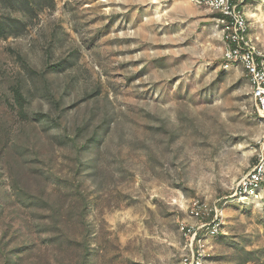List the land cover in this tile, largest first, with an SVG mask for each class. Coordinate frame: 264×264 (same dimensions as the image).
Masks as SVG:
<instances>
[{
	"label": "rangeland",
	"instance_id": "374dc122",
	"mask_svg": "<svg viewBox=\"0 0 264 264\" xmlns=\"http://www.w3.org/2000/svg\"><path fill=\"white\" fill-rule=\"evenodd\" d=\"M225 48L191 0H0V264H264V117Z\"/></svg>",
	"mask_w": 264,
	"mask_h": 264
},
{
	"label": "built area",
	"instance_id": "2783aa9c",
	"mask_svg": "<svg viewBox=\"0 0 264 264\" xmlns=\"http://www.w3.org/2000/svg\"><path fill=\"white\" fill-rule=\"evenodd\" d=\"M216 13V19L221 26L225 38V59L227 62L240 65L246 72L251 87L256 108L264 117V51L259 48L251 35V20L248 13L254 3H264V0H191ZM264 181V163L260 161L241 183V192L254 194ZM244 196V195H242ZM201 205L193 209L195 216H201ZM203 224L202 227H205ZM213 237L219 233V223L207 227ZM191 234L193 228H183ZM197 235V231L194 230ZM193 232V233H194Z\"/></svg>",
	"mask_w": 264,
	"mask_h": 264
}]
</instances>
